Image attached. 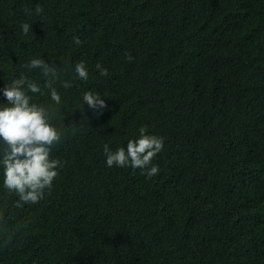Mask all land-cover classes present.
Segmentation results:
<instances>
[{"label": "trees", "instance_id": "trees-1", "mask_svg": "<svg viewBox=\"0 0 264 264\" xmlns=\"http://www.w3.org/2000/svg\"><path fill=\"white\" fill-rule=\"evenodd\" d=\"M33 58L66 66L53 123L76 126L39 203L15 207L0 166V264H264V0H0V104L43 83ZM141 127L164 138L151 179L104 154Z\"/></svg>", "mask_w": 264, "mask_h": 264}, {"label": "clouds", "instance_id": "clouds-1", "mask_svg": "<svg viewBox=\"0 0 264 264\" xmlns=\"http://www.w3.org/2000/svg\"><path fill=\"white\" fill-rule=\"evenodd\" d=\"M43 12L39 3L35 5L37 15ZM26 14H31L25 9ZM22 32L27 35L32 31V25L23 23ZM74 43H82L79 37L73 38ZM131 60L130 54L127 57ZM30 70L39 69L43 83H37L29 79L23 73L14 79L3 90V97L7 104H0V166L3 168V186L9 194H15L18 199L15 207L20 208L27 204H37L45 197L46 190H51L53 182L58 176V168L61 167L59 159L52 158V149L60 144L75 124L69 127L58 128L54 119L61 117L58 106L62 104L59 88L72 87L71 80H64L63 74L66 66L57 67L54 61L46 62L41 58H33L26 65ZM101 76H107V69L100 64L96 65ZM76 78L87 81L89 78L88 66L81 60L74 66ZM47 94L52 103L40 104L33 102L35 95ZM83 104L93 111L104 109L105 100L96 91H86L82 97ZM82 104V105H83ZM82 109V106H81ZM83 115V112H82ZM64 121V116L61 117ZM87 122L85 117L80 126ZM64 124V123H63ZM146 127L139 129V137L127 142V147H120L115 151L104 146L106 164L108 167H132L143 170V174L149 179L158 175V165L152 161L158 153L162 152L164 138L147 134ZM2 219V214H0ZM6 226L0 224V230Z\"/></svg>", "mask_w": 264, "mask_h": 264}]
</instances>
